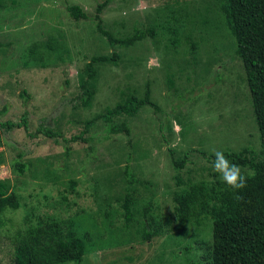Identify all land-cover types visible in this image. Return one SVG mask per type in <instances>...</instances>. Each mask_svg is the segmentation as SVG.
I'll list each match as a JSON object with an SVG mask.
<instances>
[{"label": "rangeland", "instance_id": "374dc122", "mask_svg": "<svg viewBox=\"0 0 264 264\" xmlns=\"http://www.w3.org/2000/svg\"><path fill=\"white\" fill-rule=\"evenodd\" d=\"M103 1L0 0V112L7 107L0 115V182L20 202L0 214V264H11L20 234L50 218L73 221L89 235L81 264H209L212 222L177 230L172 192L215 178L201 152L262 150L225 2L111 0L102 18L114 38L154 29L127 46L112 45L93 21L76 22L66 10L79 5L93 16ZM114 54L116 62L95 64L90 104L78 105L92 58ZM148 88L160 112L144 107L119 119L130 137L109 134L102 120L85 133L87 122L131 97L144 99ZM24 114L28 131L1 126ZM45 128L60 137L39 133ZM83 132V140H63ZM186 154L177 171L174 161ZM127 165L134 185L127 183ZM127 195L135 203L130 226L122 207ZM146 215L171 224L170 231L164 226L161 236L143 241Z\"/></svg>", "mask_w": 264, "mask_h": 264}, {"label": "trees", "instance_id": "16d2710c", "mask_svg": "<svg viewBox=\"0 0 264 264\" xmlns=\"http://www.w3.org/2000/svg\"><path fill=\"white\" fill-rule=\"evenodd\" d=\"M111 0L98 2L96 14L90 16L79 5H69L66 10L70 18L76 22L93 21L97 31L107 37L112 45H133L141 41L154 29L139 31L126 40L114 38L103 27L102 14ZM222 9L228 28L237 45L236 58L241 63L245 83L249 91V101L252 106V115L260 134L261 153L256 154L250 149L238 152H225L229 163L240 166L242 174L247 176L246 188L235 191L222 179H217L219 173L214 174L211 181L202 180L188 184L187 187L178 188L172 192L175 204L174 217L177 221V230L187 228L189 224L202 225L205 220L213 224L212 245L209 251V264H264V0H224ZM0 10L2 4L0 3ZM1 47V46H0ZM119 58L102 56L92 58L88 64V73L81 85V94L76 98L78 105L89 106L92 99V83L98 75L95 64L114 61ZM221 81L218 76L217 84ZM173 80L170 78V83ZM151 107L160 112V107L152 101L150 89L145 97L138 100L135 97L128 99L124 105H118L107 113L86 123L85 133L96 126L98 120L104 121L109 134H124L131 136L129 125L120 124L122 117L131 118L141 108ZM7 107L0 112L5 114ZM2 127L23 128L28 131L27 114H24L18 123L5 122ZM39 133L49 137L57 136L50 128L39 130ZM75 136L71 140L63 138L66 143L83 140ZM86 140V139H85ZM1 141V134H0ZM14 150L18 149L14 147ZM15 160L19 173H23L25 166L21 163L22 154L18 152ZM201 155L213 163L215 155ZM188 154L181 161H174L173 166L180 171L186 166ZM130 160H128V163ZM130 166H126L125 176L127 183L134 185L138 180L131 175ZM179 177L178 175H176ZM178 180H180L178 178ZM8 186L0 182V214L7 210H16L20 207L17 195L8 194ZM240 196L242 199H237ZM124 220L127 226L132 225L135 207L132 196L127 195L124 204ZM151 209V208H150ZM140 234L143 241H151L154 237L161 236L171 224H156V218L145 216ZM165 226V228H164ZM90 237L88 234L80 235L73 221L64 222L56 218L41 219L34 228L19 235L15 242L11 264H81L89 250Z\"/></svg>", "mask_w": 264, "mask_h": 264}, {"label": "clouds", "instance_id": "9594fccd", "mask_svg": "<svg viewBox=\"0 0 264 264\" xmlns=\"http://www.w3.org/2000/svg\"><path fill=\"white\" fill-rule=\"evenodd\" d=\"M215 160L213 162V169L220 174V178L235 191L242 190L247 186V176L241 173L239 165L229 163V160L222 151L214 153ZM238 200L242 197L237 196Z\"/></svg>", "mask_w": 264, "mask_h": 264}]
</instances>
